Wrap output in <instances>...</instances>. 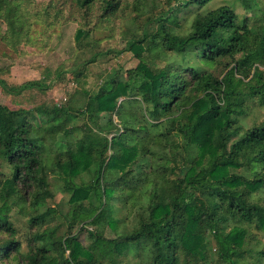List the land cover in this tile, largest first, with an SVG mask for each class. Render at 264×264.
I'll use <instances>...</instances> for the list:
<instances>
[{
    "label": "trees",
    "instance_id": "trees-1",
    "mask_svg": "<svg viewBox=\"0 0 264 264\" xmlns=\"http://www.w3.org/2000/svg\"><path fill=\"white\" fill-rule=\"evenodd\" d=\"M215 1L0 0L13 48L78 25L73 57L43 78L13 85L0 69L16 106L0 103V264H264V120L244 123L264 107V0H240L243 16ZM114 52L138 65L82 88ZM67 75L65 103L33 104Z\"/></svg>",
    "mask_w": 264,
    "mask_h": 264
},
{
    "label": "rangeland",
    "instance_id": "rangeland-1",
    "mask_svg": "<svg viewBox=\"0 0 264 264\" xmlns=\"http://www.w3.org/2000/svg\"><path fill=\"white\" fill-rule=\"evenodd\" d=\"M40 4H48L53 0H36ZM222 5L231 6L237 14L240 16L246 13L250 14L240 0H216L209 9H215ZM77 23L59 21L54 25L51 32V37L46 38L37 44L28 43L21 44L16 48H13L6 41L0 38V69L6 71L3 77L13 85H20L24 82L31 80H39L45 76L47 70L55 71L59 66L68 62L74 55L76 50L75 45V33L77 30ZM40 30V28H38ZM98 37L111 36L102 42L107 48H111L115 51L122 50L125 44V36L120 33H109L99 31ZM42 34L39 36L41 37ZM38 38V37H37ZM43 40V41H42ZM138 65V60L134 57L133 52H123L118 54L117 52L106 55L103 61L96 64H92L88 67L82 88L88 92H94L97 90L101 79L114 70L122 69L127 70L134 68ZM226 70L225 64L217 65L213 72L217 77ZM79 87L70 76L63 82L56 81L53 87L46 93L41 94L37 91H32L31 96L34 99V103H40L43 101L53 102L55 104L65 103L68 92ZM29 94V93H28ZM0 103L9 105L13 108L11 99L0 91ZM32 106L31 104H27ZM264 120V107L258 106V103L252 104L248 117L244 119V123L248 126L253 125L255 122ZM63 194L57 192L55 198L49 201L48 206H61L65 203ZM264 204V202H262ZM11 220L13 224L19 229L22 237V241L26 243L27 235L29 233V222L27 219L21 217L17 210L12 213ZM84 235L82 240L84 242ZM261 244L260 247H264V234L259 237ZM212 259L216 260V253L213 250Z\"/></svg>",
    "mask_w": 264,
    "mask_h": 264
}]
</instances>
